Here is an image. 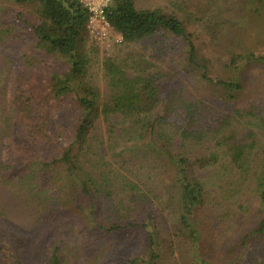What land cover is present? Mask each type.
<instances>
[{
	"label": "trees",
	"instance_id": "16d2710c",
	"mask_svg": "<svg viewBox=\"0 0 264 264\" xmlns=\"http://www.w3.org/2000/svg\"><path fill=\"white\" fill-rule=\"evenodd\" d=\"M9 1L34 5L36 15L30 21L17 14L20 31L7 28V38L0 30V51L17 60L8 81L10 130L0 136V182L26 183L30 196H42L52 211L30 232L38 235L32 252L16 242L17 233L8 238L0 221V264H247L239 260L247 246L264 264V213L235 220L249 209L242 190L264 201V158L252 163L253 151L264 154V146L248 125L257 117L264 131V108L245 107L241 99L248 71L264 78V54L251 45L260 41L248 35L264 26L258 23L264 24V0H241L244 9L234 17L223 16L228 0H200L196 12L192 0H182L184 18L113 0L107 17L124 43L166 32L183 38L186 48L177 59L180 74L105 57L107 99L87 79L89 12L81 0ZM187 23L203 27L211 43L223 28L227 33L226 25L243 34L231 33L222 69L200 54L195 39L203 35L188 32ZM23 31L33 44V64L18 40ZM52 57L61 68L44 72ZM182 77L195 80L199 98L186 96ZM100 119L111 135H96ZM123 140L112 147L114 156L136 159L141 168L148 163L152 184L140 172L138 183L114 168L112 175L95 173L93 158L106 160L108 143ZM188 145L202 151L190 154Z\"/></svg>",
	"mask_w": 264,
	"mask_h": 264
},
{
	"label": "rangeland",
	"instance_id": "374dc122",
	"mask_svg": "<svg viewBox=\"0 0 264 264\" xmlns=\"http://www.w3.org/2000/svg\"><path fill=\"white\" fill-rule=\"evenodd\" d=\"M182 0H136L137 7L140 8H149V9H160L164 13L175 14L179 18H184V12L179 9L178 4ZM200 0L190 1V7H194V11H198L197 4L199 5ZM205 1V0H203ZM224 3L223 0H219V4ZM205 3L201 5L204 7ZM7 9H11L8 11ZM244 5L241 0H228L224 3L222 7V13L224 17H234L238 12L242 13ZM213 12V10L211 11ZM22 13V19H27L34 21L35 19V6L34 5H14L13 2L9 0H0V30L4 31L2 36L7 38L6 29L10 31L9 34L16 33L19 30V24H22L18 16L16 15ZM214 13V12H213ZM207 14V15H205ZM202 16L207 22L210 15L209 11H206ZM9 17H12L10 19ZM262 23V21H258ZM17 28L16 30L13 28ZM229 30L227 33L224 28L221 31L220 40L217 42H210L208 36L202 31L203 27L199 26L196 23H187V30L193 34H201L202 37L194 38L195 42L198 44L199 52L201 55L206 56L211 59L215 66L220 69L223 68L225 62L228 60L230 55V49L232 48V35L237 34L238 37L242 36V33L238 34L236 27L230 28L226 25ZM28 30V29H25ZM23 31L21 37L18 39L24 41L25 47L24 51L26 53V62L27 64H32L36 62L37 59L33 58L31 38L25 35ZM257 36V33H259ZM232 33V35H231ZM264 26L260 29L250 28L249 34L250 39H253L259 45L252 43V46H255L257 50H254L257 54H264ZM262 35V37H261ZM261 37V38H260ZM197 39H199L197 41ZM247 39L248 36H247ZM17 39L16 42H19ZM22 41V42H23ZM248 41V40H247ZM35 44V43H34ZM87 51L89 52L91 58V67L89 70V79L95 86H97L102 94L103 99H107L111 95V86L109 80L105 74L103 67V62L105 57L115 58L118 62L128 63L131 65L135 64L134 61L140 60L143 66H146L148 71H163V72H173L180 74V65L178 60L180 57H183V51L186 48V42L183 38L175 37L174 35L166 32H161L154 36L151 39H147L141 42L135 43H116V44H105L97 42L93 39L90 34L86 40L85 45ZM253 50V49H252ZM182 54V55H181ZM17 61L14 54L11 52L0 51V136L5 130H10L9 125L11 120H9L8 114V104H7V95H8V81L10 78V73L12 70L14 62ZM46 67L44 72L51 71L61 68V62L59 60L50 58L48 61L44 60ZM150 65V66H149ZM126 70L129 75L136 74L134 69L130 66H126ZM258 74V73H257ZM256 74L254 71H248L246 75L245 82V94L242 96V101H244V106L249 107L251 104H256L264 108V78L263 80ZM184 81V91L188 98L194 99L199 98L201 89L197 88V84L194 79L190 77H182ZM204 91V90H202ZM252 125L248 124L256 133V137L261 140L262 146H264V131L258 127V124H255L258 121L257 117L250 118ZM108 124L104 120L100 119L98 128L96 130V135L100 137L104 135L105 137L111 135L107 129ZM118 126L115 128L118 130ZM110 130V129H109ZM243 131V129H242ZM119 131H117L118 133ZM116 133V134H117ZM113 135V134H112ZM126 140L119 142V144L114 145V143H108L106 146V160H100V157L93 158L94 163L98 164V167L94 170L96 174H99L100 171H105L110 173L109 170L116 169L123 173L129 179L138 183V172L142 175L140 177L146 183L145 185L152 184L153 179H149L147 174L149 171H152V168H148V163H144V168H141L138 165V160H126L125 163L122 161L121 157H115L113 154L112 147L116 150L117 147H122L125 144ZM190 154H197L202 151V147L188 145L187 147ZM259 149H255L252 154V163L253 166L264 158V154H258ZM123 165V167H121ZM139 168V169H138ZM113 169V171H114ZM154 171V170H153ZM153 173V172H152ZM155 173V171H154ZM109 175H112L111 173ZM117 177L122 179V176L119 174ZM40 198L30 196V192L26 186V183H16V182H0V221L3 226H7V231L9 236L11 232L17 233L18 236H15L16 242L23 247L25 252H32L34 245L36 243L37 236L31 234V230L34 228H39V223L41 219H45V215H48V212L52 210H47L48 208L45 200L42 196ZM242 199H244L249 207L246 212H239V216L235 217V220L238 221L241 218L251 215L252 213L263 214L264 213V201H262L259 196L251 189H244L241 193ZM38 231V230H37ZM32 235V236H31ZM249 249V250H248ZM247 250V251H246ZM254 247L247 246L245 250L241 251L239 260L247 264H260L259 261L263 259L261 255L254 254ZM73 256V255H70ZM67 263L72 262L73 258H66Z\"/></svg>",
	"mask_w": 264,
	"mask_h": 264
},
{
	"label": "built area",
	"instance_id": "2783aa9c",
	"mask_svg": "<svg viewBox=\"0 0 264 264\" xmlns=\"http://www.w3.org/2000/svg\"><path fill=\"white\" fill-rule=\"evenodd\" d=\"M113 0H81L89 12L88 31L97 42L116 44L123 36L116 31L107 17V9Z\"/></svg>",
	"mask_w": 264,
	"mask_h": 264
}]
</instances>
